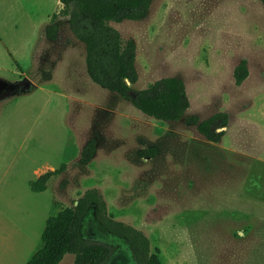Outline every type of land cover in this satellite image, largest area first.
<instances>
[{"label": "rangeland", "instance_id": "1", "mask_svg": "<svg viewBox=\"0 0 264 264\" xmlns=\"http://www.w3.org/2000/svg\"><path fill=\"white\" fill-rule=\"evenodd\" d=\"M111 23L137 43L139 80L127 94L91 78L87 46L68 17L56 41L42 39L40 22L42 58L38 67L27 62V73L0 52V76L34 82L0 98V264H27L48 217L91 187L118 219L150 236L162 264H264L262 0H153L145 17ZM243 59L249 74L238 84ZM164 76L186 83L191 105L179 120L133 104L138 90ZM220 111L229 123L213 142L190 120ZM94 136L97 152L83 163L81 150ZM149 146L159 153L141 156ZM47 171H56L47 188L33 190ZM93 218L83 221L88 237ZM74 258L67 253L58 264Z\"/></svg>", "mask_w": 264, "mask_h": 264}, {"label": "trees", "instance_id": "2", "mask_svg": "<svg viewBox=\"0 0 264 264\" xmlns=\"http://www.w3.org/2000/svg\"><path fill=\"white\" fill-rule=\"evenodd\" d=\"M60 1L62 7L51 15L46 25L48 38L55 40L59 37L62 18L68 17L71 30L87 46L86 63L91 78L118 93H129L132 84L139 80L137 43L134 39H125L111 21L141 19L148 14L153 0ZM262 2L264 4V0ZM248 74V60L243 59L234 70L236 82L242 83ZM133 104L157 119L174 121L184 116L191 101L184 79L164 76L138 90ZM190 121L198 124L200 132L208 140L219 142L226 134L229 114L220 111L202 120L193 116ZM97 149L98 138L94 136L82 148L80 160L91 162ZM158 153V146L139 151L144 157H154ZM55 172L43 173L32 183V189L45 190ZM89 214H93L112 237L123 240L124 252L132 258V264H162L159 254L153 250L150 236L143 229L118 219L110 210L104 194L96 187L86 189L72 206L48 217L42 243L27 264H58L67 253L74 254V264H119L121 253L115 244L108 239L84 234L83 221Z\"/></svg>", "mask_w": 264, "mask_h": 264}, {"label": "crops", "instance_id": "3", "mask_svg": "<svg viewBox=\"0 0 264 264\" xmlns=\"http://www.w3.org/2000/svg\"><path fill=\"white\" fill-rule=\"evenodd\" d=\"M39 1L41 0H0V52L8 51L14 58L20 74L27 73L24 68L27 62L34 67L40 64L42 54L40 55L39 26L41 21L44 23L42 39L49 42L56 41L60 37L55 40L48 38L46 25L51 15L62 7V2L51 0L49 4H46L43 0L39 4ZM54 63L55 61L51 59L50 67Z\"/></svg>", "mask_w": 264, "mask_h": 264}, {"label": "flooded vegetation", "instance_id": "4", "mask_svg": "<svg viewBox=\"0 0 264 264\" xmlns=\"http://www.w3.org/2000/svg\"><path fill=\"white\" fill-rule=\"evenodd\" d=\"M25 76L26 75L18 78L15 81H9L7 79H3L0 77V98L4 97V95H7L8 93H14L17 91H21L22 89H24L28 86L30 87V85L34 86L33 80L30 77H29L30 79L29 78L26 79ZM88 224H91L90 229H88V232H89L88 235L90 237L96 238V239H106L105 233L102 231L103 226L97 220H95V218H93V221L89 220ZM121 244L122 243H120V242L115 243V245L118 247V253H121L119 262H117V263L124 264V262L127 261L129 256L127 254H125V252H124L125 246H123V244L122 245ZM130 263L131 262L129 261V263H127V264H130Z\"/></svg>", "mask_w": 264, "mask_h": 264}, {"label": "water", "instance_id": "5", "mask_svg": "<svg viewBox=\"0 0 264 264\" xmlns=\"http://www.w3.org/2000/svg\"><path fill=\"white\" fill-rule=\"evenodd\" d=\"M25 78L27 79V78H29L28 76H25ZM30 79V78H29ZM102 231L105 233V234H107L108 233V231H107V229L106 228H104V227H102ZM110 242L111 243H116V242H120V243H123V240H121V239H119V238H115V239H112V240H110ZM128 248V247H127ZM129 249V248H128ZM130 252H132V250L130 249ZM110 262H108V264H109Z\"/></svg>", "mask_w": 264, "mask_h": 264}]
</instances>
